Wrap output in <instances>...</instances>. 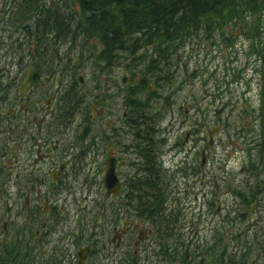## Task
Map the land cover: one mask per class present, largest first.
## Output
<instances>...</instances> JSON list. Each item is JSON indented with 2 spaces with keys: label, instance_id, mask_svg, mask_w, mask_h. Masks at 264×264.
<instances>
[{
  "label": "rangeland",
  "instance_id": "1",
  "mask_svg": "<svg viewBox=\"0 0 264 264\" xmlns=\"http://www.w3.org/2000/svg\"><path fill=\"white\" fill-rule=\"evenodd\" d=\"M1 5L0 0V8ZM225 29L222 39L217 35L205 38L208 34H199L198 37L186 40L177 53L186 64V71L183 78L180 75L181 77L176 79L174 84L176 94L172 98L175 103V106L171 107L173 114L160 123L161 132H166L168 123H173V128L169 129L168 134H160L156 138L166 140L164 150L173 148L176 154L181 150L187 154L186 156L180 153L174 160L176 162L183 155L185 156L187 161L185 177L171 176L168 182L172 189L171 198L176 201L172 206L175 207L174 210H179L178 217L181 215L177 224L172 223L179 228L175 231L174 242L181 248L200 245L201 249H206L207 246H211L215 237L219 249H225L228 255H235L237 262L241 254L248 250L250 257L248 264H262L264 262V173L261 166L258 169L248 168L249 157H254L256 151L254 130L256 132L257 123L254 110L258 104V78L253 71L252 57L246 54L250 44L240 35V25H232ZM82 44V40H78L75 50H79ZM60 47H62L60 53L63 55L67 46ZM99 51L98 43L89 40L82 59L88 55L96 57ZM83 64L79 76L85 78L86 89L92 92L93 101L101 105L98 108L99 113L102 114L104 106L109 103L110 110L115 116L111 120L109 118L102 120L104 116L98 118L95 128L101 132L108 120L112 122L121 114L119 96L126 88L120 80L124 75L130 74L122 65L112 70L109 75L114 83L113 86L107 81L109 78L106 77L109 76L105 72H100L93 59L83 61ZM193 73L200 76L193 80L191 78ZM241 76L244 79L238 80ZM64 81L67 82L68 77L64 78ZM202 81H206L205 84L202 85ZM228 82L231 83L230 86L226 84ZM215 83L218 88L214 87ZM51 84L56 86L58 80L51 79ZM106 85L109 89H106ZM170 92L171 90L166 91L164 96ZM216 96L220 97L216 98ZM109 97H112V100H109ZM32 129L34 128L29 129L28 132ZM212 129L219 130L214 135L212 147L207 149L208 132ZM120 143L121 151L116 155L121 163L118 173L124 180V185L128 186L127 177H132L134 174V168L130 164L138 163V160L131 155L127 140ZM29 149L21 151L20 154ZM247 168L251 170L248 173ZM101 174L102 169L97 171V175L93 176L91 181H87L89 185L85 188L77 185L71 196L66 192L62 194L61 198L67 200L69 215L62 214L61 222L49 234V238L56 239L65 231L80 235V228H85L83 234L88 236L91 231L95 232L90 227L91 222L104 221L99 219L102 209L107 208V206L103 207ZM92 181L94 185H90ZM20 186H25L22 181L16 189L18 190ZM243 188H245L243 197L247 202L251 201L248 207L241 205L240 197L236 196V191ZM23 191L26 192L24 189ZM40 192L45 193L47 190L42 188ZM30 195L31 201L38 198L36 192H31ZM26 197L24 195L19 199L18 205H23ZM73 198L78 200V205H80L79 201L85 200L82 204L85 207L84 211H78L79 208L75 207ZM120 203L119 198L110 203L114 213H118ZM92 207L95 209V215L91 218L89 209ZM1 213L3 214V211ZM77 219H79L78 225H76ZM118 219L115 220V215L111 214L110 225L113 228L116 224V227H120L123 222L128 223L134 233L131 245L126 244V250H123V247L116 249L112 246L109 254L93 257L91 264L99 260H101L99 264H126V255L128 253L131 255L135 249H138L140 242L145 241L150 229L149 224L130 214L125 216V221L122 216L117 222ZM4 221L7 223L5 217L2 223ZM16 223L23 228L24 235L27 227H23L22 223ZM138 234H141L140 239ZM150 239V245L145 244L144 248L146 256H137L139 264H151V261L155 260L154 254L158 248L153 243L155 240L153 234ZM166 242L171 243V237ZM44 255L49 256L48 250ZM197 260L200 261L199 258Z\"/></svg>",
  "mask_w": 264,
  "mask_h": 264
},
{
  "label": "trees",
  "instance_id": "2",
  "mask_svg": "<svg viewBox=\"0 0 264 264\" xmlns=\"http://www.w3.org/2000/svg\"><path fill=\"white\" fill-rule=\"evenodd\" d=\"M3 5H7L1 12L3 25L10 30L8 38L14 37V42L19 36L31 40L28 52L35 61L34 67L42 73H52L53 62L61 60L57 54L59 46L68 44L69 54L78 40L84 44L83 51L93 39L101 46L98 60L104 64L103 69L121 65L123 60H129L131 72L141 66L139 74L144 90L151 83L159 84L164 65L179 67L176 55L186 40L205 33L208 34L205 38L222 36L224 28L235 22L247 37L253 27L249 53L260 69L261 85L255 109L256 151L254 157H249L248 168L261 166L264 173V0H3ZM18 44L20 51L24 43ZM69 62L65 58L64 69ZM81 63L80 56L77 64ZM65 98L64 102L70 106L73 98ZM248 168L247 173L251 171ZM146 172L149 174L146 179H150L147 186L155 188L149 167ZM244 192L245 188L240 189L236 196L240 197L241 205L248 207L251 201L245 200ZM217 242L214 238L213 246L206 249V263L202 260L198 264H246L248 250L237 262L235 255L228 256L225 249L216 246ZM199 254L185 252L182 262L194 264ZM29 256L15 241H0V264H30Z\"/></svg>",
  "mask_w": 264,
  "mask_h": 264
},
{
  "label": "flooded vegetation",
  "instance_id": "3",
  "mask_svg": "<svg viewBox=\"0 0 264 264\" xmlns=\"http://www.w3.org/2000/svg\"><path fill=\"white\" fill-rule=\"evenodd\" d=\"M40 89H43V87L41 85H39ZM33 90V89H31ZM30 90V91H31ZM124 103V102H123ZM63 107L62 106H58L57 110H56V113H55V120H56V127L59 128L61 125H62V119L64 121V118H65V115L63 114ZM111 107L109 108H106V112H105V117H111L112 116V112H111ZM108 110V112H107ZM110 110V111H109ZM127 117V109H124L123 112H122V118H126ZM70 119V118H69ZM71 120V119H70ZM68 121L67 123L70 124L71 121ZM110 124V123H108ZM62 128H63V125H62ZM68 135V132L67 131H64L62 130L60 132V136L61 138L62 137H65ZM2 150H4V148H1ZM4 156V153L2 152V157ZM29 182H27V185L25 187V191L27 192V198H26V201L24 203V205L22 206L23 210L25 211L26 213V223L27 224H32V223H35V222H38L40 221V219L45 215L44 211L46 210V208L43 209V211H40L38 212V207L37 206H34L33 207V203L30 205L29 203V194L31 193V186H29ZM126 198L128 199V195L126 196ZM125 204L128 205V201H125ZM2 212V210H1ZM136 215H139V214H142V211L141 212H136L135 213ZM19 214L17 212L14 211V209L10 208L7 212V214L4 216L2 213H0V226H1V232H10V230H13L12 229V226L10 225H13L14 223L12 222V220H14L16 218V216H18ZM6 218L7 220V223L4 222L1 224V219L3 218ZM122 234H123V238H128L130 235L133 234V232L130 230L129 228V225L127 227H125L124 231H122ZM122 238V240H123Z\"/></svg>",
  "mask_w": 264,
  "mask_h": 264
},
{
  "label": "water",
  "instance_id": "4",
  "mask_svg": "<svg viewBox=\"0 0 264 264\" xmlns=\"http://www.w3.org/2000/svg\"><path fill=\"white\" fill-rule=\"evenodd\" d=\"M29 76L28 79L26 80L25 84L20 85V93H23V90L26 89L27 85L29 87H33L36 82L38 81V74L34 71L28 72ZM211 136V133H210ZM104 187L106 190V197L109 196L110 194H116L118 192L119 188V183L116 180V175L114 173V162L113 161H108L106 163V173L104 177ZM79 259V264H80V257L78 256Z\"/></svg>",
  "mask_w": 264,
  "mask_h": 264
}]
</instances>
